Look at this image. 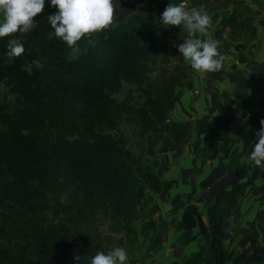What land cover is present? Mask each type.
<instances>
[{"label": "trees", "instance_id": "trees-1", "mask_svg": "<svg viewBox=\"0 0 264 264\" xmlns=\"http://www.w3.org/2000/svg\"><path fill=\"white\" fill-rule=\"evenodd\" d=\"M125 0H114L115 3ZM134 13L120 21L113 16L112 24L100 33L91 34L78 42V49L68 48L53 34L47 23V14L33 18L35 27L27 33H14L0 38V88L5 86L16 97L14 115L0 103V204L10 201L8 235L13 237L16 251L4 249L0 234V264H80L96 251H104L103 243L95 239L91 225L108 218L119 224L127 236V245L139 243L134 225L139 212L148 206L146 192L164 194L173 187L156 171L152 158L162 140V130L176 104L175 92L188 80L190 67L179 55L180 67L173 74L149 84L148 68L159 60L167 65L171 54L178 53V43L187 37L183 26H168L160 35V14L169 0H134ZM213 0H172L205 8ZM120 14V13H119ZM115 20V21H114ZM264 27V21L262 22ZM231 28L237 34L243 28L254 33L251 24L235 14L226 17L221 30ZM18 38L24 51L16 57L6 54V42ZM77 52L80 56L70 60ZM39 64V65H37ZM258 77L264 81V64ZM240 75V101L237 111L249 108L248 82ZM123 83L137 85L145 102L139 109L127 101L119 104L113 96L122 91ZM147 84L146 89L142 86ZM212 107L199 124V135L220 139L232 116L216 115V95ZM264 101V100H263ZM135 115L140 137L147 142L149 163L139 161L128 149L123 133L113 135L123 115ZM261 120L253 115L250 122ZM176 146L182 145L190 126L174 124ZM194 161L204 164L217 160L212 149H201V141L193 146ZM235 161L220 162L216 170L220 177L230 176L228 189L211 191L208 195V226H205L196 206H187L183 216L182 241L196 240L194 229L203 238L200 251L192 264H261L264 251L253 245L250 260L228 253L224 242L231 239L228 219L236 210L246 188L253 180L240 184L234 170ZM263 167L256 166L254 179ZM64 174L71 183V200L62 203L59 198L66 190ZM65 178V179H66ZM76 221V226L46 228L41 217L50 211V204ZM157 208L151 211L155 213ZM145 215V214H144ZM161 226L150 220L140 230V236L152 240L151 250L157 244ZM155 233L153 237L151 234ZM93 235V236H92ZM22 245V248H21ZM28 252V253H27Z\"/></svg>", "mask_w": 264, "mask_h": 264}, {"label": "crops", "instance_id": "crops-1", "mask_svg": "<svg viewBox=\"0 0 264 264\" xmlns=\"http://www.w3.org/2000/svg\"><path fill=\"white\" fill-rule=\"evenodd\" d=\"M121 4L114 2L116 18H120L118 11ZM184 6L194 7L189 3ZM50 9L49 0H45L41 13L45 15ZM199 9L206 11L211 18L207 33L200 35V38L215 39L218 51L225 60L217 72L198 73L191 69L188 80L176 93V104L163 127L162 140L152 158L154 169L161 171L163 180L172 183L173 187L160 195L146 192L148 206L145 211L139 212L134 225L139 234V243L135 247H123L128 256L126 264L193 263L203 238L198 236L199 230L196 228L193 231V236L197 237L195 241L185 244L181 240L185 209L196 206L205 226H208L207 198L213 182L210 176L214 171L219 173L216 169L220 162L229 164L231 158L235 161L234 170L239 174L240 184L251 180L254 184L246 188L236 210L228 219L231 239L224 242V248L234 255V259L242 256L246 260L254 255L253 245L264 251V167L254 179L256 165L248 159L250 146L255 143V133L260 129V122H250V119L253 115L264 119V81L258 77L259 67L264 64V0H213L209 6ZM232 14L251 24L254 33L244 28L237 34H233L228 27L221 30L222 20ZM184 64L190 67L185 60ZM240 75L249 84V108L245 111H237L241 99ZM213 95L218 97L214 116L233 117L223 136L215 143L198 132L201 120L212 107ZM181 123H188L190 129L182 145L177 147L173 125ZM198 140L201 141L202 150L210 148L214 154L217 153L216 161L207 164L202 160L194 161L193 146ZM154 208L157 210L151 214ZM150 220L161 226L154 250H151L154 246L152 240L140 236L143 224ZM230 264L235 263L232 261Z\"/></svg>", "mask_w": 264, "mask_h": 264}, {"label": "clouds", "instance_id": "clouds-1", "mask_svg": "<svg viewBox=\"0 0 264 264\" xmlns=\"http://www.w3.org/2000/svg\"><path fill=\"white\" fill-rule=\"evenodd\" d=\"M45 0H0V38L12 37L14 33H27L35 27L33 18L41 13ZM49 7L56 11L47 16V23L56 38L68 48L78 49V42L91 34L100 33L113 22L116 12L114 0H49ZM162 26H183L187 37L178 43V55L198 73H212L221 69L225 57L218 51V42L207 37L211 18L206 11L197 7L187 8L183 2L169 3L160 14ZM199 34V35H198ZM7 56L16 57L23 53L24 46L18 38L6 42ZM248 159L258 167H264V119L255 133ZM74 259L80 264V256ZM127 252L123 247H114L105 252L96 251L87 264H126Z\"/></svg>", "mask_w": 264, "mask_h": 264}, {"label": "rangeland", "instance_id": "rangeland-1", "mask_svg": "<svg viewBox=\"0 0 264 264\" xmlns=\"http://www.w3.org/2000/svg\"><path fill=\"white\" fill-rule=\"evenodd\" d=\"M128 5H134V0H125L123 1ZM122 2V3H123ZM119 10H122L125 13L124 19H126L128 10V6L126 5L124 8L119 7ZM120 12L118 11V14ZM121 15V14H120ZM122 16V15H121ZM118 19V18H117ZM115 21V20H114ZM168 26H161L159 28L160 35L163 31H167ZM80 56L77 52H73L70 54V60L77 59ZM39 65V64H37ZM180 67V59L178 53L171 54L170 62L165 65L160 62V60L154 64L150 65L148 68L149 79L147 80L149 84H160V80L168 77L169 74L175 73L178 71L177 69ZM147 84L145 83L142 88L146 89ZM178 91L175 92V95ZM142 90H139L137 85L130 83H123L122 91L113 96V98L119 103L122 104L124 102H128L135 109H139L143 102H145V98H143ZM0 103L3 104L7 112L10 115H14L17 109V100L16 97L9 94L8 89L5 86L0 88ZM123 133L126 141L128 149L134 154L135 158L139 161V166H147L149 163V155L147 153V142L146 140L140 137V128L138 125V121L135 115H126L124 114L121 121L119 122V127L117 130L112 131L113 135H118V133ZM67 176L64 174V178H62V182L66 185V190L63 195L59 198V200L68 204L71 200V191L72 186L71 183L68 182ZM211 179L213 178V182L210 188V191H219L222 192L229 188L231 185L233 178L229 176L220 177V174L217 171L212 172ZM66 178V179H65ZM55 200L50 204V211L45 213L41 219L44 221V226L46 228L57 227L58 225H65L67 227L76 226V221L71 217L64 214L60 209H56L54 207ZM12 204L10 201H3V204H0V234L2 247L4 249H9L16 251L15 242L13 241V237L8 235V222L15 221L14 215H9L11 211ZM137 222H135L136 225ZM92 235L97 241L103 243L104 251H109L114 247H126L127 236L124 231L120 228L119 224H117L112 219L108 218L104 221H96L95 225H91ZM22 248V245H21ZM28 253V252H27Z\"/></svg>", "mask_w": 264, "mask_h": 264}, {"label": "water", "instance_id": "water-1", "mask_svg": "<svg viewBox=\"0 0 264 264\" xmlns=\"http://www.w3.org/2000/svg\"><path fill=\"white\" fill-rule=\"evenodd\" d=\"M128 6V10H127V14H132V13H134V8H133V6L132 5H128V4H126V3H122L121 4V7H125V6ZM119 12H120V14L122 15H120V21L122 20V18H123V16L125 15V13L122 11V10H119Z\"/></svg>", "mask_w": 264, "mask_h": 264}, {"label": "built area", "instance_id": "built-area-1", "mask_svg": "<svg viewBox=\"0 0 264 264\" xmlns=\"http://www.w3.org/2000/svg\"><path fill=\"white\" fill-rule=\"evenodd\" d=\"M185 5V3H183ZM261 264H264V259H263V262Z\"/></svg>", "mask_w": 264, "mask_h": 264}]
</instances>
